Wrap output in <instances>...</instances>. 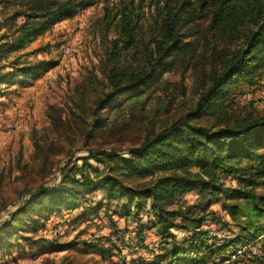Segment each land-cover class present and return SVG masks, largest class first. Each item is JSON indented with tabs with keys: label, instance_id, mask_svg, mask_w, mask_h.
Here are the masks:
<instances>
[{
	"label": "rangeland",
	"instance_id": "1",
	"mask_svg": "<svg viewBox=\"0 0 264 264\" xmlns=\"http://www.w3.org/2000/svg\"><path fill=\"white\" fill-rule=\"evenodd\" d=\"M118 2L94 0L18 50L0 53V264L155 262L163 240L169 236L152 226L149 198L142 207L128 206L130 213L126 214V197H110L102 188L79 186L71 197L57 199L32 197L30 191L40 183H57L73 165L80 180L86 175L98 182L103 164L88 157V146L114 149L109 152L115 160H109L114 166L111 170L127 184L144 183L163 168L151 163L144 172H134L123 166L118 155L123 154L124 147L139 142L147 127L158 129L171 121L186 119L215 127L227 115L235 117L250 110L264 112L261 65L250 80L238 77L223 87L204 113L187 117L208 83L214 61L200 38L196 50L170 57L168 71L103 108L102 123L86 138L93 103L110 89L109 69L116 65L107 62L116 32L105 27L102 16L105 6ZM27 8L25 0H0V36L11 35L24 18H8ZM144 11L148 14L150 8L144 7ZM199 21L204 24L205 17ZM191 34L184 40L196 36ZM121 54L118 65L135 68L143 59L144 50L138 46ZM39 61L53 64L31 77L14 74L17 67ZM181 142L175 144L182 146ZM246 161L244 157L241 162ZM188 168L199 170L196 164ZM220 176L222 190L215 193L206 211H196L204 216L201 226L208 230L207 241L224 245L205 264H264V237L246 244L229 243L239 228L224 202L229 200L228 188L236 187L239 179L237 174ZM256 188L258 192L263 190L261 185ZM198 198L195 190H186L164 201L167 207H176ZM25 200H29L31 211L13 212ZM209 211H215V215ZM172 231L179 239L188 233L181 227H172ZM52 240L69 245L55 249Z\"/></svg>",
	"mask_w": 264,
	"mask_h": 264
},
{
	"label": "trees",
	"instance_id": "2",
	"mask_svg": "<svg viewBox=\"0 0 264 264\" xmlns=\"http://www.w3.org/2000/svg\"><path fill=\"white\" fill-rule=\"evenodd\" d=\"M93 1L25 0L28 8L15 11L8 18L13 20L22 16L24 21L11 35L0 36L6 37V40L0 39V53L18 50L51 25L73 16ZM198 1L119 0L111 7L105 6L102 16L105 27L116 32L107 62L116 65L109 69L110 89L93 103L86 138L102 123L103 108L168 71L172 63L170 57L177 52L185 54L196 50L200 38L214 61L211 62L208 83L187 117L204 113L212 98L229 82L238 77L250 80L256 69L264 65V0ZM144 7L150 8L148 14ZM201 17H205L204 24L199 21ZM191 33L196 36L184 40L192 36ZM138 46H142L144 56L137 67L118 65L121 53ZM52 64L39 61L35 65L17 67L19 69L14 74L31 77ZM6 74L13 76V73ZM221 120L222 123L215 127L188 119L174 120L158 129L147 127L139 142L123 148L126 156L118 155L123 166L134 172H144L151 163L163 168L144 183L127 184L111 170L114 166L109 160L114 159L109 157V152L114 149L88 146V157L103 164L98 182L86 175L80 180L73 165L57 183H40L30 194L32 197L57 199L71 197L73 190L79 191V186L102 188L110 197H126V214L130 213L128 206L142 207L149 198L152 226L169 236L163 240L161 252L151 264H205L224 245L207 241L208 230L201 226L204 216L196 211H206L215 193L222 190L221 173L237 174L239 179L236 187L228 188L226 197L229 200L224 202L239 228L229 243L246 244L264 237V112L250 110L235 117L224 116ZM178 140H182V146L175 144ZM261 147L263 150H258ZM244 157L247 161L242 163ZM190 164H196L199 170H190ZM256 185L263 187L262 192L257 191ZM186 190H195L198 200L176 207L166 206L165 198ZM31 209L29 200H25L13 212L28 214ZM209 213L215 215V211ZM172 227H181L188 233L179 239ZM52 243L55 249H65L69 245L56 240Z\"/></svg>",
	"mask_w": 264,
	"mask_h": 264
}]
</instances>
